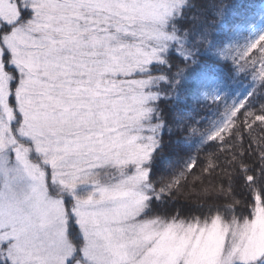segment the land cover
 Instances as JSON below:
<instances>
[{"label":"snow or ice","instance_id":"6c2138e0","mask_svg":"<svg viewBox=\"0 0 264 264\" xmlns=\"http://www.w3.org/2000/svg\"><path fill=\"white\" fill-rule=\"evenodd\" d=\"M0 264H264V6L0 0Z\"/></svg>","mask_w":264,"mask_h":264},{"label":"trees","instance_id":"16d2710c","mask_svg":"<svg viewBox=\"0 0 264 264\" xmlns=\"http://www.w3.org/2000/svg\"><path fill=\"white\" fill-rule=\"evenodd\" d=\"M263 2H264V0H237V3L244 5L247 8L252 9V10H258L260 8V5ZM248 87L249 86L247 84V81H244L243 85L240 86L238 90H236L234 98L243 99L244 96L246 95L245 89H247ZM203 102L204 101H202V103ZM208 102L211 103V100H209ZM204 111H207V109H205ZM200 114H202V113L199 111L195 113V115H200ZM210 119H211V117H210ZM257 131H259V130L257 129ZM247 133H248V130L244 129L242 134L245 136V138L247 137ZM202 147L203 146L199 140L193 141V143L191 145V149H190L193 157H196L197 155H199L200 159L206 158L205 153L203 151H200L199 153H197V151L199 149H201ZM221 151H223V149H221ZM217 171L219 172V169ZM204 174H205V176H209L208 172H205ZM211 179H212L211 176H209L210 181H211ZM208 186H209V182L205 181L204 183L200 184L199 186L194 185L192 183H189L185 188L181 189V192L178 194V196L176 198H174V202H176L177 211H179L180 207L183 205H197V204L203 205V204H205L206 202L204 200H199V199H197V197L200 195V189L201 188H207ZM191 214L199 215V213H191ZM241 214L247 215L246 212H243L242 206H241Z\"/></svg>","mask_w":264,"mask_h":264},{"label":"rangeland","instance_id":"374dc122","mask_svg":"<svg viewBox=\"0 0 264 264\" xmlns=\"http://www.w3.org/2000/svg\"><path fill=\"white\" fill-rule=\"evenodd\" d=\"M261 6H264V2L260 5V7H261ZM257 19H259V18L257 17Z\"/></svg>","mask_w":264,"mask_h":264}]
</instances>
